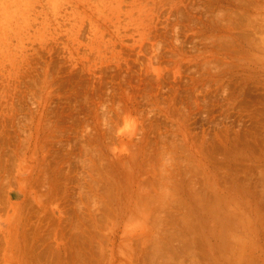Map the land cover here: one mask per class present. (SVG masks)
<instances>
[{
    "label": "rangeland",
    "instance_id": "obj_1",
    "mask_svg": "<svg viewBox=\"0 0 264 264\" xmlns=\"http://www.w3.org/2000/svg\"><path fill=\"white\" fill-rule=\"evenodd\" d=\"M140 246L264 264V0H0V264Z\"/></svg>",
    "mask_w": 264,
    "mask_h": 264
},
{
    "label": "crops",
    "instance_id": "obj_2",
    "mask_svg": "<svg viewBox=\"0 0 264 264\" xmlns=\"http://www.w3.org/2000/svg\"><path fill=\"white\" fill-rule=\"evenodd\" d=\"M100 248L101 247L93 249V255L77 259V261L74 260L71 264H104L100 258ZM26 251L33 253L29 254L28 252H24L27 254V256H25L22 260H16V264H37L38 261L36 260L35 251L30 249ZM126 251L127 249H118L116 251L118 252L117 255H111V260L115 258L114 261L116 262L114 264H179V261L176 259L168 261L165 260V250L160 249L159 246H157L156 254L149 246L135 247L129 251V253H125ZM110 252L114 251L111 250ZM63 263L66 264L67 262L61 261L60 264Z\"/></svg>",
    "mask_w": 264,
    "mask_h": 264
}]
</instances>
